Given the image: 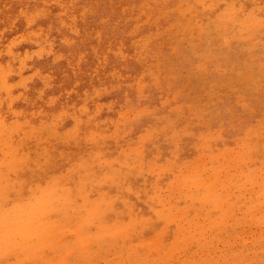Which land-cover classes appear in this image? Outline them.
<instances>
[{
	"label": "rangeland",
	"instance_id": "obj_1",
	"mask_svg": "<svg viewBox=\"0 0 264 264\" xmlns=\"http://www.w3.org/2000/svg\"><path fill=\"white\" fill-rule=\"evenodd\" d=\"M50 198L0 264H264V0H0V213Z\"/></svg>",
	"mask_w": 264,
	"mask_h": 264
},
{
	"label": "bare ground",
	"instance_id": "obj_2",
	"mask_svg": "<svg viewBox=\"0 0 264 264\" xmlns=\"http://www.w3.org/2000/svg\"><path fill=\"white\" fill-rule=\"evenodd\" d=\"M56 199L57 198H50V200L48 199L46 201H36L32 208L29 207V204L13 207L14 218L11 219L5 217L8 212H5L4 214L0 213V256H8V254L13 250L12 233L18 231L21 233L23 238H36L40 245H44L43 249L45 251L49 250L48 248H50V245L54 244L56 238L59 237L55 236V233H53L54 230L52 225L54 223L51 218H48L50 213H47L53 208V203ZM1 201L4 203V198H1ZM11 206H14V204L12 203L10 207ZM39 209L42 210L37 211ZM39 212L44 213L42 217L45 222H41V218L37 219L36 216H39ZM21 213H25L26 215H29V217L26 219V216H21ZM46 231L51 234L46 235ZM17 249L18 248H15V250ZM34 249L38 248L35 247ZM52 259L53 255L51 253H47L46 255L44 254V256L41 257L43 263H47Z\"/></svg>",
	"mask_w": 264,
	"mask_h": 264
}]
</instances>
